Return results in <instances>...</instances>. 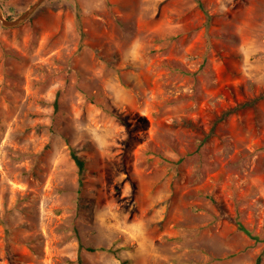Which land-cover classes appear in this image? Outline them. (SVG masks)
<instances>
[{"label":"rangeland","instance_id":"obj_1","mask_svg":"<svg viewBox=\"0 0 264 264\" xmlns=\"http://www.w3.org/2000/svg\"><path fill=\"white\" fill-rule=\"evenodd\" d=\"M257 262L264 0H45L0 21V264Z\"/></svg>","mask_w":264,"mask_h":264},{"label":"water","instance_id":"obj_2","mask_svg":"<svg viewBox=\"0 0 264 264\" xmlns=\"http://www.w3.org/2000/svg\"><path fill=\"white\" fill-rule=\"evenodd\" d=\"M44 1L45 0H37L22 15H20L17 19L11 20V21L6 20L4 18L3 12H2V10L0 8V21H1L2 25L4 27H7V28H13V27L19 26L20 24H22L23 22H25L31 16V14L36 10V8L39 5H41Z\"/></svg>","mask_w":264,"mask_h":264},{"label":"trees","instance_id":"obj_3","mask_svg":"<svg viewBox=\"0 0 264 264\" xmlns=\"http://www.w3.org/2000/svg\"><path fill=\"white\" fill-rule=\"evenodd\" d=\"M71 156H72V159L74 160V162L78 168L79 176H80V178H82L83 173H84V169H85V160L82 157L77 156L73 150L71 151ZM257 264H258V262H257Z\"/></svg>","mask_w":264,"mask_h":264}]
</instances>
